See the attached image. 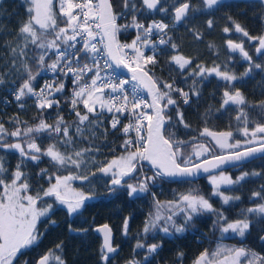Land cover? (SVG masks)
I'll list each match as a JSON object with an SVG mask.
<instances>
[{
    "label": "snow or ice",
    "instance_id": "snow-or-ice-1",
    "mask_svg": "<svg viewBox=\"0 0 264 264\" xmlns=\"http://www.w3.org/2000/svg\"><path fill=\"white\" fill-rule=\"evenodd\" d=\"M24 2L30 5L27 9L28 18L21 20L13 40L5 41L8 55L0 64V85L5 84L9 77L13 85L18 80L22 81L12 93L15 101L18 102V107L23 109L26 98L34 97L36 108L43 112L44 109L53 107L59 109L60 101L55 94L63 93L66 85L62 80L54 78L51 82L45 80L37 90L34 81L42 71L64 77L70 74L74 85L70 104L76 120L68 123L62 115H58L51 124L40 119L35 126L21 127L22 124L27 125V122L14 116L9 118V122L16 125L11 131L0 122V150L15 151L20 157L9 177L3 157L0 156V264H17L19 258L24 255V250L41 240L44 236V232L39 229L42 218H48V223L51 225L56 224L55 220L49 218L54 205L48 203L45 198H54L55 203L65 206L69 216L79 212L85 201L93 198L92 194L74 188L71 183L74 180L91 183L97 172L81 171L87 169L89 165L96 166L99 173L110 177V193L115 192L118 187H126L128 196L132 197L137 193L148 192L150 185L157 180L193 177L201 171L210 172L212 169L220 168L221 165L232 163L235 166L238 162L255 158L257 154L264 158V123L256 122L255 126L250 128L249 114L244 110L248 101L239 89L231 90L235 87L234 81L249 77L254 70L264 72V63H255L253 57L245 50L243 42L227 40L228 50L239 51L249 65L240 76L228 71L227 65H224V70L220 65L211 68L197 65L193 69V59L181 54L172 55L169 63L180 69L179 75H184L186 72V79L215 75L226 82L220 108L224 109L228 105L237 107L238 114L235 119L243 123L239 131L245 139L230 143L234 139L232 131L214 132L205 127L199 133L201 137H211L222 150L234 151L201 160V157L212 151L205 144L193 143L192 151L185 155L184 148L190 141L179 140L174 132H167V128L173 126L168 111L170 107H176L177 123L186 129L190 128L184 119V114L179 110L173 93H179L183 103L189 104L191 95L199 96L197 90L199 81L193 79L189 91H184L177 87L175 80L169 82L156 77L149 66L158 63L157 45H171L173 50L177 49L178 46L172 42L171 37L167 39L165 37L170 27L184 21L190 11L200 10L194 8L189 0L174 2L171 5L173 25L166 23L164 19L152 20L145 24L137 15L159 11L167 16L170 8L165 6L163 0H139V3L137 0H121L122 7L118 11L113 0H58V12L54 0H24ZM219 2L220 0H203V6L211 9ZM259 3L264 6V0H259ZM129 16L131 19L127 20ZM122 18L127 22L120 24L118 21ZM231 19L229 17V20ZM233 23L235 32L242 33L249 41H258L256 52L264 56V35L251 36L239 23L234 21ZM207 24L211 28L213 21L208 20ZM129 29L136 31L135 38L131 43H120L118 34ZM223 31L228 33L230 29L225 27ZM154 34L159 35L158 41L150 39ZM49 36L52 38L49 39ZM196 38H200L199 33H196ZM77 44L82 46L77 48ZM29 45L35 46V49L40 51L33 52V55L29 56V51H32ZM49 51L55 55V59L50 63L46 60ZM148 51L152 54L148 55ZM159 51L163 54L164 50ZM82 59L85 62L81 63ZM121 67L131 73L130 79H118L119 73L116 70ZM144 91L147 92L150 102L149 99L142 97L141 93ZM7 102L5 100V103ZM79 105H83V110L78 107ZM255 107H258L261 115H264V100L259 101ZM105 112L112 114L111 129L122 131L126 139L120 145L124 149L120 156L98 165L94 156L89 157V153L93 151L92 147L77 150L75 145L78 142L77 138L90 141L97 138L98 130L105 124L102 119ZM124 115L129 117V123L120 129L118 127L121 124L120 116ZM73 126L74 133L70 131ZM133 131L136 133L134 139L130 136ZM42 133H47L52 141L46 148L36 140V136ZM108 134L107 128L100 133L105 139ZM8 137L16 139L9 142ZM196 140L197 137L193 136L192 141ZM99 150V147L95 148L96 152ZM193 156L196 158L195 162ZM44 157L49 159V163L56 171L41 169L37 176L41 179L47 177L48 186L40 185L33 194L29 176L22 168L26 166V160L38 165ZM140 162H147L151 166L152 175L145 173ZM69 167L76 170L75 174L71 172L68 175L57 174ZM262 175L264 173L255 171L243 172L235 180L223 173L219 176L213 175L210 177L211 195L219 196L225 205L230 201H238L239 196L225 195L220 190L221 185H234L248 176ZM128 180L136 182L129 183ZM252 197L264 200V185L261 186L260 191H254ZM155 209L156 211L150 213L145 221L144 233L159 230L165 235H171L172 232L182 234L188 230L196 215L207 212L216 216L213 225L219 226L222 234L231 232L244 237L253 224L249 214H258L264 218V203H259L255 207L242 210L241 218L230 221L223 211L213 207L209 198L194 194L192 191L180 194L177 200L163 204L157 200ZM179 216L183 217V223H177ZM128 228L129 219L126 217L123 224L125 235L128 233ZM69 231H74L71 225ZM97 231L104 234L100 259L104 264H109L111 259L109 254L118 251V247H114L111 242L112 230L105 224ZM260 240L264 243V236H261ZM61 247L62 243L55 245L57 250ZM144 247V243L137 242L136 248ZM160 247V244L153 243L147 246V251L153 254ZM183 255L182 252L177 253L180 258ZM53 260L55 264H66L62 256L56 255L53 249L40 256L35 264H52ZM24 264L30 262L25 260ZM127 264H139V262L129 261ZM193 264H264V253L246 247L218 244L213 251L205 249L201 252Z\"/></svg>",
    "mask_w": 264,
    "mask_h": 264
},
{
    "label": "trees",
    "instance_id": "trees-1",
    "mask_svg": "<svg viewBox=\"0 0 264 264\" xmlns=\"http://www.w3.org/2000/svg\"><path fill=\"white\" fill-rule=\"evenodd\" d=\"M113 2L117 6L116 10L122 7L121 0H113ZM137 2L139 3V0ZM163 2L165 6L170 8L167 16L159 11L138 13L137 15L146 24L152 20L164 19L166 23L173 25L171 5L174 2H183V0H163ZM189 2L194 8L200 10L190 11L184 21L170 27L167 37H165L166 39L171 37L172 42L177 44V49L173 50L171 45H157L158 63L149 67L156 77L169 82L175 80L177 87L182 88L184 91H189L193 79L199 81L197 85L199 96L191 95L189 104L183 103V100L178 97L179 93H173L179 110L184 114V119L190 125V128L186 129L183 125L177 123L176 107H170L168 111L172 117L173 126L167 128V132H174L179 140L190 141L189 145L184 148L185 155L192 151L193 143L203 142L213 148V154H218L226 150H219L216 144L210 140V137L199 135L205 127L210 131H232L234 139L230 142L245 139L239 131V128L243 127V123L235 119L238 114L237 107L228 105L224 109L220 108L226 82L215 75L206 76V78L193 77L186 79L187 73L179 75L180 69L176 65L170 64L169 60L172 55L181 54L193 59V69L197 65L208 68L220 65L224 70V65H227L228 71L240 76L249 65L240 53L228 50L227 40L231 39L237 43L243 42L245 50L253 57L255 63H264V56L256 52L258 41H249L242 33L235 32L233 23V21L239 23L251 36L264 35V6L259 3V0H220L218 5L207 9L203 6V0H189ZM29 6V3H25L24 0H0V64H2L3 58L8 55L5 41L13 40L21 20L28 18L27 9ZM56 11H59L58 7H56ZM229 17L232 19L229 20ZM130 19L129 16L128 20ZM208 20L213 21L211 28L208 27ZM225 27L230 29L228 33L223 31ZM196 33L200 34L199 39L196 38ZM135 35L136 31L133 29L121 33V37L128 40L133 39ZM48 38L51 39L52 37L49 36ZM150 39L154 40V36ZM29 48L32 50L29 51V56H32L33 52L38 53L40 51L35 49L33 45H29ZM160 49L164 50L163 54H160ZM147 53H151V51ZM51 57L52 51H49L46 60L49 61ZM46 76L47 71H42L37 80L34 81V86L36 88L41 87ZM51 76L53 79L62 80L66 87L63 93L55 94V97L60 101L59 109L53 107L44 109L43 112L36 108L34 97L26 98L23 109L18 107V102L15 101L14 97H7L8 90L11 87L19 86L22 81L18 80L13 85L10 82L11 77H9L5 84L0 85V122L4 123L9 131L14 130L16 127V125L9 122V118L14 116H18L21 121L27 122V125L22 124L21 127L35 126L40 119H44L51 124L55 122L58 115H62L68 123L76 120L70 104L74 87L71 76L64 77L59 74H51ZM233 85L235 87L231 90L239 89L248 101V105L244 106V110L249 114L251 121L249 127H254L256 122L264 123V115H261V110L255 107L259 101L264 100V72L258 69L254 70L249 77L234 81ZM5 100L8 102L5 103ZM78 107L83 110V105ZM102 119L105 124L103 128L98 130L97 138L91 141L77 138L78 142L75 145L77 150L92 147L93 151L89 153V157L94 156L98 165L118 157L124 152L120 145L125 137L121 131L111 129L112 114L105 112ZM122 123L121 120V124L118 126L120 129ZM104 128H107L109 132L106 139L103 135H100ZM70 131L74 133L75 127L73 126ZM193 136L197 137L196 141H192ZM7 139L9 142H13L16 138L8 137ZM36 140L44 148L52 143L47 133L37 135ZM96 147L100 149L98 152L95 151ZM0 156L3 157L4 166L8 169L7 175L10 177L20 161L19 154L15 151L0 150ZM192 159L195 161L196 158L193 156ZM25 165L22 170L29 176L33 194L40 185L48 186L47 177L41 179L37 176V173L44 168L49 169L50 172L56 171L47 157L42 158L38 165L27 160ZM143 167L147 175L152 174L150 171L151 166L148 163H145ZM75 171V169L69 167L68 169H62L57 174L68 175L70 172L75 174ZM81 171L97 172V175L91 179V183L74 180L71 182L72 186L84 191L86 194H92L93 198L85 201L81 210L72 216L67 214L65 206L55 203L54 198H45L48 203L54 205L49 213V218L55 220L56 224L51 225L48 223V218H42L39 229L44 232V236L36 245L24 250V255L19 258L17 264H24L25 260L29 261L30 264H35V261L49 249H53L56 255L62 256L66 264H104L100 259V238L93 231L95 225L103 222L111 226L114 232V245L118 246L117 253L110 255L109 264H127L129 261H137L139 264H190L205 249L215 250L218 245L216 243L220 240L226 242L227 246L231 244L232 246L251 248L264 253V243L260 240V237L264 236V218L258 214H249L253 224L244 237L237 235L222 237L219 226L214 227L213 225L216 216L207 212L196 215L188 230L182 234L172 232L171 235H165L159 230L148 233L143 232L145 221L155 208V201L177 200L180 194L189 191L209 198L213 207L223 211L230 221L241 218L240 213L242 210L264 203V200L252 197V193L260 191L261 186L264 185V175L248 176L238 184L221 187L220 190L225 195L240 197V200L230 201L227 205L222 203L219 196L211 195L212 184L209 177L224 173L235 180L243 172L264 173V158L261 156L201 176L195 180H157L150 185L148 192L137 193L132 197L128 196L126 187H118L115 192L110 193V177L99 173L96 166L89 165L87 169ZM128 182L135 183L136 181L128 180ZM126 217L129 219L127 235L123 232ZM177 222L182 223L183 219H179ZM69 225L74 231H69ZM226 239L231 241L228 242ZM138 241L144 243L145 247L136 248ZM61 243V249H55V245ZM153 243H158L161 247L156 253L149 254L147 246ZM179 252L184 254L182 258L177 256ZM146 256L147 259H145ZM52 264H55L54 260Z\"/></svg>",
    "mask_w": 264,
    "mask_h": 264
},
{
    "label": "water",
    "instance_id": "water-1",
    "mask_svg": "<svg viewBox=\"0 0 264 264\" xmlns=\"http://www.w3.org/2000/svg\"><path fill=\"white\" fill-rule=\"evenodd\" d=\"M179 23H180V22H179ZM233 42H234V41H233ZM236 52H239V51H236ZM118 70H119L122 74L131 77V73H129L127 69L121 67V68L118 69ZM145 92H146V91H145ZM146 93H147V92H146ZM147 95H148V94H147ZM149 99H150V98H149ZM231 151H234V150H231ZM227 152H229V151L221 152V153L213 154V155L226 154ZM211 156H212V155L207 156V157H204V158H201V160L206 159V158H207V159H211ZM259 156H261V155H260V154H257L256 157H259ZM256 157H255V158H256ZM251 159H253V158H250V159L245 160V161L238 162V163L235 164V166H236V165H239V164H242V163H244V162L250 161ZM146 163H147V162H146ZM232 166H234V165H233L232 163H229V164L221 165L220 168L212 169L210 172H203V171H201V172L197 173V174H196L195 176H193V177H175V178H166V179H169V180H195V179H197V178H199V177H201V176H205V175H208V174H210V173H213V172H216V171H219V170H222V169H226V168H229V167H232ZM105 224H107V225L109 226V228L112 230L111 226H110L108 223H106V222L99 223V224H97V225H95V226L93 227V231H94V233L100 238V247H101V245L103 244V241H104V234H103L102 232H100V231H97V229H98V228H102V226L105 225ZM111 235H112V241H111V242H112L113 246H114V247H118L117 245H114V232H113V230H112V232H111ZM109 255H112V254H109Z\"/></svg>",
    "mask_w": 264,
    "mask_h": 264
},
{
    "label": "rangeland",
    "instance_id": "rangeland-1",
    "mask_svg": "<svg viewBox=\"0 0 264 264\" xmlns=\"http://www.w3.org/2000/svg\"><path fill=\"white\" fill-rule=\"evenodd\" d=\"M55 4L57 5V7H58V0H56L55 1ZM58 9H59V7H58ZM135 38V37H134ZM133 38V39H134ZM133 39H131V40H129V42L128 43H131V41L133 40ZM153 40V39H152ZM159 39H154L153 41H158ZM148 55H151L152 53H147ZM107 113V112H106ZM108 114H111V113H108ZM226 130H224V131H214V132H225ZM210 140H212V138L210 137ZM214 143H215V141L214 140H212ZM230 143H234V142H230ZM203 144H205V146L206 147H208L210 150H212V151H210L209 153H206L205 154V156L204 157H207V156H210V155H213V152H214V150H213V148L209 145V144H206L205 142H203ZM216 144V143H215ZM217 146V145H216ZM218 147V146H217ZM218 149L219 150H222L221 148H219L218 147ZM223 150H229V149H223ZM230 150H232V149H230ZM224 174V173H223ZM150 175H152V174H150ZM149 175V176H150ZM224 175H226V176H228L227 174H224ZM216 176H219V175H216ZM211 177V176H210ZM210 177H209V180H210ZM224 186H226V185H221V187H224ZM166 202H168V201H166ZM166 202H161L162 204L163 203H166ZM156 211V209L154 208V210H153V213ZM165 211V214H167V210L165 209L164 210ZM179 219H183V217L182 216H179L178 218H177V220H179ZM178 223V222H177ZM183 223V222H182ZM229 235H233V236H235V234L234 233H231V232H229V233H224V234H222V237H228ZM226 241H231V240H229V239H226ZM216 244H222V245H225V246H227V243L226 242H224V241H218ZM230 246H228V247H232V245L231 244H229ZM242 246V245H241Z\"/></svg>",
    "mask_w": 264,
    "mask_h": 264
},
{
    "label": "built area",
    "instance_id": "built-area-1",
    "mask_svg": "<svg viewBox=\"0 0 264 264\" xmlns=\"http://www.w3.org/2000/svg\"><path fill=\"white\" fill-rule=\"evenodd\" d=\"M77 39L79 40V37H78ZM98 40H99V38H97V41H98ZM81 46H82V45L77 44V48H79V47H81ZM98 46H99V44H98ZM69 51H71V49H69ZM54 59H55V55H54V53H53L51 60H54ZM50 62H51V61H50ZM50 62H49V63H50ZM83 62H85V61L82 59V60H81V63H83ZM101 63H103V61H101ZM47 72H48L49 74H51V72H49V71H47ZM109 72H111V70H109ZM116 72L119 73L117 70H116ZM118 79H123L122 76L120 75V73H119ZM45 80L50 81V78H49V77H46V78L44 79L43 83L45 82ZM15 88H16V87H11V88L8 90L7 97H13L12 93L14 92ZM36 89L39 90L40 87H38V88H36ZM141 95H142L143 98H147V96L145 95L144 92H142ZM147 99H148V98H147ZM145 110L148 111L147 109H145ZM120 118L123 120L124 125L127 124V123H129V117H128L127 115L120 116ZM133 123H134V121H133ZM130 136L134 139L135 136H136V133L133 131V132L130 133Z\"/></svg>",
    "mask_w": 264,
    "mask_h": 264
},
{
    "label": "flooded vegetation",
    "instance_id": "flooded-vegetation-1",
    "mask_svg": "<svg viewBox=\"0 0 264 264\" xmlns=\"http://www.w3.org/2000/svg\"><path fill=\"white\" fill-rule=\"evenodd\" d=\"M183 261V260H182ZM190 264H193V262H191Z\"/></svg>",
    "mask_w": 264,
    "mask_h": 264
}]
</instances>
